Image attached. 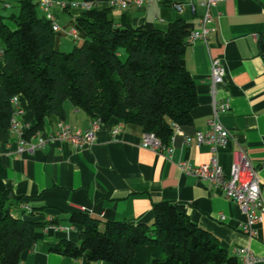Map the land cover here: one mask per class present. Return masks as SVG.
<instances>
[{
  "label": "crops",
  "instance_id": "crops-1",
  "mask_svg": "<svg viewBox=\"0 0 264 264\" xmlns=\"http://www.w3.org/2000/svg\"><path fill=\"white\" fill-rule=\"evenodd\" d=\"M202 1L193 0V13L185 0H150L140 6L130 2L112 10H116L117 24L122 15L131 26L149 21L160 28L182 18L193 30L200 25ZM175 2L184 3L181 12L174 8ZM52 12L60 32L68 25L72 28V16L59 24L64 13H58L57 7ZM211 14L213 30L207 41L188 42L185 48V66L195 83L197 104L190 112L192 124L180 130L193 136L208 128L214 112L210 61L219 58L225 75L215 96L218 103L228 101L229 109L215 118L228 131L229 139L216 150L217 161L227 175L234 152L244 151L258 173L264 202V0H218ZM2 67L0 58V72ZM69 102L63 104V119L56 115L45 118L43 133L54 132L60 120L73 130L88 128L90 118ZM19 103L25 111L20 125L30 128L34 116L23 97ZM117 127L119 131L112 135ZM143 133L137 125L111 118L94 133L91 143L80 148L56 140L33 152L18 153L15 135L9 129L0 131V194L7 192L11 201L19 199L13 208L16 214L25 210L20 216L40 222L34 232L36 242L21 253L20 264H111L50 250L63 239L79 242L80 227L70 223L71 213L83 212L100 222L131 219L151 224L152 205L162 200L183 204L190 219L214 235L229 254L250 250L264 257V218L254 237L244 234L245 215L238 204L209 182L180 169L183 161L191 166L207 163L212 155L208 145L194 138L186 144L181 133L174 131L171 152L161 153L140 146ZM34 208L40 213L30 216Z\"/></svg>",
  "mask_w": 264,
  "mask_h": 264
},
{
  "label": "trees",
  "instance_id": "trees-1",
  "mask_svg": "<svg viewBox=\"0 0 264 264\" xmlns=\"http://www.w3.org/2000/svg\"><path fill=\"white\" fill-rule=\"evenodd\" d=\"M84 1L94 6L71 19L80 43L68 52L58 49L61 32L52 29L44 14H37L38 0H18L13 29L0 14V131L9 128L11 99L17 95L34 116L25 137L43 130L48 115L63 119V104L70 100L90 119L105 124L117 118L169 145L176 127L192 124L190 112L197 104L184 60L192 24L178 18L166 28L149 21L131 26L123 15L117 24L108 0ZM19 202L8 200L7 192L0 194V264H20L21 253L36 242L40 222L20 216L25 210L16 214L13 208ZM33 210L30 216L40 213ZM152 212L151 224L131 219L100 222L73 212L70 223L80 227L79 242L63 239L50 250L111 264H239L237 255L190 219L183 204L158 201Z\"/></svg>",
  "mask_w": 264,
  "mask_h": 264
},
{
  "label": "built area",
  "instance_id": "built-area-1",
  "mask_svg": "<svg viewBox=\"0 0 264 264\" xmlns=\"http://www.w3.org/2000/svg\"><path fill=\"white\" fill-rule=\"evenodd\" d=\"M39 8L45 15L46 19L51 21L52 29L55 32H60L62 29L56 22L55 14L52 12L53 2L59 5L60 9L74 8L81 10H88L94 6L93 2L84 0H38ZM150 0H108L110 7L125 8L130 2L140 6ZM218 0H203L201 5L204 12L200 20L198 29H193L187 37V41L193 42L195 40L207 41L208 34L213 30L211 26L213 16L211 8L216 5ZM190 11H195L193 0H185ZM174 8L181 12L184 3L175 2ZM73 39H79L78 33L75 28H70L68 31ZM2 49L0 48V58ZM210 75H211V93L214 103L213 117L208 120V128L205 131H196L193 136L186 134L180 130L179 127L175 128L177 133H181L184 143L189 144L192 139L197 143L208 145L212 153L210 160L207 163L191 166L183 161L179 164L180 169L187 175L195 176L203 181L209 182L214 187L220 189L224 196L230 200L235 201L241 212L245 215V222L242 226V232L250 237L256 234V226L263 221L264 218V202L261 196L260 180L257 171L251 166V163L242 150L235 151L233 154V162L231 164L230 172L226 175L221 166L218 164L216 157V150L218 147L223 146L229 139L228 131L216 120L215 116L219 112H225L229 109L228 101L218 103L216 100L217 86L224 82V68L219 58H213L210 61ZM14 107V113L10 120L9 130L15 135L17 140V152H33L36 149L43 147L49 141H64L71 143L75 148H80L85 144L91 143L94 139V133L103 125L100 119H90L89 126L84 131L73 130L63 120H60L57 129L45 134L40 131L34 132L30 137H25V132L29 127L25 128L20 125L19 118H21L25 111L19 103V96H13L11 99ZM119 131V127L112 129V135ZM140 146L152 149L157 152L170 153L172 148L169 145H163L158 137L153 133H143ZM28 209L27 206H23ZM239 261L243 264H264V257L255 256L250 250H239L236 253Z\"/></svg>",
  "mask_w": 264,
  "mask_h": 264
},
{
  "label": "rangeland",
  "instance_id": "rangeland-1",
  "mask_svg": "<svg viewBox=\"0 0 264 264\" xmlns=\"http://www.w3.org/2000/svg\"><path fill=\"white\" fill-rule=\"evenodd\" d=\"M36 1V0H35ZM53 9H55L57 7V9L59 10L58 13H64L62 14L61 17L58 18V23L59 24H63V22H67L69 19H71V16L73 17L74 14L76 13L77 9L74 8H70L69 13L67 12H62L60 10L59 5H56L55 2H53ZM19 11V4H18V0H0V14L2 16H4V20L5 23L8 24V26L13 29L15 28V24L13 22V20L11 19V17L13 15H17ZM37 14L39 16H42L43 13L42 11L39 9V7H37ZM116 10L113 9L112 10V16L113 18H116ZM44 16V15H43ZM114 18V20H116ZM70 30L69 25L64 28V31L61 32V34L58 35V49L60 51H64V52H68L70 51L75 45H78L80 43V40L78 39H73L70 35H68V31ZM121 58L124 60L125 59V53L122 52V56ZM65 103H70L69 100H66ZM83 113V112H82Z\"/></svg>",
  "mask_w": 264,
  "mask_h": 264
}]
</instances>
